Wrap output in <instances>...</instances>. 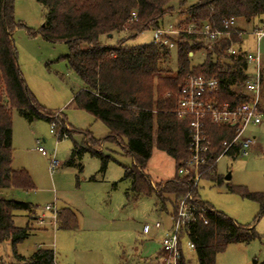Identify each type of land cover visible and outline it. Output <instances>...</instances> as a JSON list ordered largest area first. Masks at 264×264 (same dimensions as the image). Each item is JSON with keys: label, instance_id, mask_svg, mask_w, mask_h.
<instances>
[{"label": "trees", "instance_id": "16d2710c", "mask_svg": "<svg viewBox=\"0 0 264 264\" xmlns=\"http://www.w3.org/2000/svg\"><path fill=\"white\" fill-rule=\"evenodd\" d=\"M36 1L43 7L44 21L37 31L28 28L27 31L38 33L51 42L62 41L67 45L63 58L83 83V88L73 95L71 102L107 127L108 135L104 140H114L132 157V165H122L120 180H129V190L134 198L154 193L162 207L169 200L173 216L179 200L187 191L199 196L190 180L176 172L179 164L189 155L188 124L175 112L179 85L190 74L217 76L221 85L220 98L240 101L243 97L231 91L230 86L249 77L246 61L241 57L233 58L226 52L230 41L222 39L207 49L208 38L205 35L187 33L184 29L189 24L200 23L222 29L223 20L231 16L245 22L264 18V0H198L190 6H184L185 0H180L179 13L184 19L177 24L179 33L170 37L176 52L174 73L161 67V62L170 55L167 46L153 40L139 45L126 44L125 40L108 45L99 40L103 34L127 31L128 37L133 38L146 29L158 28L164 18L174 11L173 0ZM133 10L136 17L131 20ZM19 26L22 23L14 16V0H0V188L27 191L35 188L29 172L12 167V112L16 110L28 122H50L59 115L38 103L24 82L12 39V32ZM232 40L238 39L232 35ZM201 51H205L202 62L192 64V55ZM261 75L263 86L259 108L262 112L264 67ZM59 114L58 138H62L60 134L64 130L71 138L77 130L70 125L66 128L65 117L62 112ZM206 128L211 141L210 158L214 160L222 150V140L230 139L234 128L210 122H207ZM85 133L90 135L91 140H98L89 131ZM153 147L169 156L175 165V174L154 187L144 172ZM85 152L98 157L100 171L105 170L111 157L89 148L84 139L81 142L72 141L66 162L75 164ZM203 174L220 182L213 171ZM115 185L112 183L113 187ZM229 190L256 201L260 214L264 212V192H250L240 186L229 187ZM130 192L125 193L126 197H130ZM199 203L206 202L201 200ZM34 209L35 206L28 201L0 199V243L10 242L16 260L13 264H56L52 248L38 246L29 256L16 251L17 244L30 234L32 227L28 223L22 227L15 226L14 212H32ZM206 217L207 223L196 220L188 229V238L194 244L198 264H214L216 255L229 243L248 242L257 237L254 226L238 224L213 207L207 211ZM56 222L59 228L70 229L76 227L77 217L70 208H62L56 214ZM178 264H184L182 254Z\"/></svg>", "mask_w": 264, "mask_h": 264}, {"label": "rangeland", "instance_id": "374dc122", "mask_svg": "<svg viewBox=\"0 0 264 264\" xmlns=\"http://www.w3.org/2000/svg\"><path fill=\"white\" fill-rule=\"evenodd\" d=\"M179 1L173 0L174 11L164 18L161 26L175 28L184 19L179 13ZM197 1L185 0L184 6ZM14 16L22 23L12 32V39L25 84L38 103L55 112L59 118V112H62L66 120L64 125L77 130L71 138L58 139L55 133L50 132V122H28L16 110L12 112V166L15 169L25 168L35 188L19 190L11 197L28 200L41 212L45 204H54L56 209L69 206L77 217L74 228L63 229L53 224L47 232H30L17 244L16 251L29 256L38 244L49 246L54 250L56 264H162L158 257L161 250L159 240L172 223L171 202L166 200L162 207L154 193L134 198L129 190V180H120L122 165H132V157L114 140H104L108 135L107 127L71 102L73 95L83 88V83L63 58L67 45L62 41L51 42L38 33L27 31H37L43 24L42 5L36 0H14ZM237 20L242 24L241 19ZM251 27V24L245 27V38H249L250 42ZM128 35L127 31L113 32L101 35L99 40L108 45H114L119 40H125L130 45L145 44L152 41L153 29H146L133 38ZM259 47L264 56V37L259 41ZM169 49L170 55L161 62V67L174 73L175 47ZM203 58V52H197L192 55L191 62L198 64ZM262 64L264 67V58ZM59 118H55L57 124ZM86 131L98 140H91ZM244 134L255 138L249 155H221L213 168L220 182L204 176L197 193L201 200L223 211L238 224L254 226L257 237L248 242L229 243L216 255L214 264H264V212L260 214L256 201L229 190V187L240 186L250 192H264V106L261 123L248 126ZM82 139L89 148L111 157L104 171H100V159L89 152H85L73 165L66 162L72 141L81 142ZM37 145L44 148L46 156L37 150ZM53 153L59 165L50 171L49 158ZM144 172L154 187L175 174V165L169 156L153 147ZM228 173L230 178L226 179ZM92 176L95 178L91 179ZM112 183L116 185L113 187ZM127 191L130 192L129 198L125 194ZM0 195L10 197L5 190L0 191ZM45 213L52 218L51 211ZM47 216L45 221L50 220ZM13 220L16 226H23L24 213L17 211ZM156 222L160 223L159 228L154 227ZM29 224L33 227L34 224L40 225L36 220ZM145 224L150 227L147 233L143 232ZM181 249L184 264H198L194 249L186 245V237L181 240ZM15 262L10 242L0 243V264Z\"/></svg>", "mask_w": 264, "mask_h": 264}, {"label": "built area", "instance_id": "2783aa9c", "mask_svg": "<svg viewBox=\"0 0 264 264\" xmlns=\"http://www.w3.org/2000/svg\"><path fill=\"white\" fill-rule=\"evenodd\" d=\"M136 17L135 10L131 11L130 19ZM237 18L229 17L223 20L222 29H213L208 23L189 24L185 27V32L202 34L208 38L207 49H211L214 42L227 39L230 44L226 52L233 58L241 57L248 64L247 71L249 77L241 83H233L230 90L236 95L243 97L240 101H229L220 98L221 85L217 76H204L202 74L188 75L177 89V102L175 112L179 119L186 120L188 124L189 155L177 167V174L186 177L194 188H198L200 181L204 177V172L213 171L216 160L221 155L232 157L248 156L254 144L255 138L245 135V129L250 125L261 123L262 112L259 108L260 90L262 87V67L263 54L257 47L254 52L243 51L238 47V42L247 32L236 29ZM163 27L153 29V41L169 48L174 47L170 37L179 33L178 27ZM257 42L264 36V19H259L250 31ZM232 35L237 37V41L232 40ZM205 56V51H203ZM210 122L216 125H231L234 134L230 139H223L222 150L217 158L211 160V141L207 134L206 124ZM66 128H68L65 125ZM50 132L55 133L58 138V127L55 120L50 121ZM61 137H67L64 130ZM59 139V138H58ZM39 144V140L36 139ZM37 150L44 156L47 152L40 145ZM59 165L54 153L49 158V170L53 171ZM199 196H194L187 191L179 200L177 209L172 216L170 228L160 238L163 254L162 264H178L182 254L181 240L186 237V245L194 249V244L188 238L190 224L196 220L207 223L206 213L211 207L207 203H202ZM44 211H51L52 222H56L57 211L53 204H45ZM44 214L36 217L38 224L45 223ZM155 228L160 227V223L154 224ZM150 227L143 226V232L147 233Z\"/></svg>", "mask_w": 264, "mask_h": 264}, {"label": "crops", "instance_id": "0c3cea01", "mask_svg": "<svg viewBox=\"0 0 264 264\" xmlns=\"http://www.w3.org/2000/svg\"><path fill=\"white\" fill-rule=\"evenodd\" d=\"M261 19H264V18H261ZM259 19L258 18H256V19H254V20H252V21H248V22H245V21H243L242 22V24H240V23H237L236 22V29H240V30H244V31H246L247 32V30L245 29V27H246V25L247 24H251L252 25V27H251V30L254 28V26L256 25V23H257V21H258ZM238 21V20H237ZM169 26V25H168ZM164 27V26H163ZM166 27V26H165ZM250 30V31H251ZM111 35V34H110ZM249 35H251V42L249 41V38H245V36H246V34L245 35H243L242 37H241V39L239 40V42H238V47L240 48V49H242L243 51H247V52H254L255 50H256V48L258 47L259 49H260V47H259V41L261 40V38L262 37H264V36H262L260 39H259V41L257 42V40L255 39V37H254V35L253 34H249ZM253 41H254V43H253ZM101 43H103V42H101ZM254 44V46H251L252 44ZM252 47V48H251ZM252 49V50H251ZM261 51V50H260ZM34 121V120H33ZM32 121V122H33ZM69 125V124H68ZM97 139V138H96ZM83 140V139H82ZM13 167V166H12ZM14 168V167H13ZM21 168H23V167H21ZM15 169V168H14ZM25 169V168H24ZM31 176V175H30ZM2 190H5V191H8V193L10 194V197L8 198V197H4V196H1L0 195V199H13V200H20V199H15V198H12L11 197V195H14L15 193L16 194H18L20 191L19 190H21V189H17V188H0V191H2ZM27 191H29V190H27ZM20 201H28V200H20ZM28 202H30V201H28ZM31 203V202H30ZM32 204V203H31ZM54 205V204H53ZM55 206V205H54ZM62 208H70L69 206H64V207H62ZM62 208H58V209H56V211L58 212L60 209H62ZM71 209V208H70ZM72 210V209H71ZM73 211V210H72ZM17 211H15L14 212V215H15V213H16ZM23 213H24V217H25V224L26 223H28L29 224V222L31 221V222H34L35 223V220H36V216H38V215H42V214H44V216L46 217L47 215H46V213L45 212H48V211H38V210H36V209H34V211H32V212H26V211H22ZM14 217V216H13ZM48 217V216H47ZM48 218H50V217H48ZM171 218H172V214H171ZM13 222H14V220H13ZM24 224V225H25ZM55 225V226H57V222H52L51 221V218H50V220L49 221H45V223L44 224H40V225H35L34 224V227L33 226H31L30 224V226L32 227V230H31V232H34V231H40V232H47L48 230H49V228H50V226L51 225ZM15 225V224H14ZM23 225V226H24ZM16 226V225H15ZM19 227H22V226H19ZM58 227V226H57ZM169 229V228H168ZM167 229V230H168ZM166 230V231H167ZM165 231V232H166ZM164 232V233H165ZM164 235V234H163ZM159 242H160V240H159ZM161 245V244H160ZM38 246H41V247H45V248H50L49 246H44V245H42V244H38L36 247H38ZM35 250V249H34ZM33 250V251H34ZM18 253V252H17ZM20 254V253H19ZM20 255H22V254H20ZM163 254H162V249L160 250V252H159V254H158V257H160L159 259L162 261V259H163ZM56 263V262H55Z\"/></svg>", "mask_w": 264, "mask_h": 264}, {"label": "water", "instance_id": "95a60500", "mask_svg": "<svg viewBox=\"0 0 264 264\" xmlns=\"http://www.w3.org/2000/svg\"><path fill=\"white\" fill-rule=\"evenodd\" d=\"M110 35V34H109ZM226 179H229L230 178V174L228 173L226 176H225Z\"/></svg>", "mask_w": 264, "mask_h": 264}]
</instances>
